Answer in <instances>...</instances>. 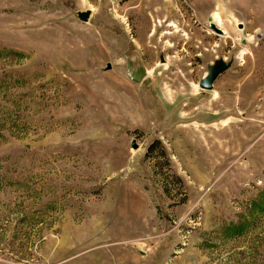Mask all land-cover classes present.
<instances>
[{"label": "rangeland", "instance_id": "374dc122", "mask_svg": "<svg viewBox=\"0 0 264 264\" xmlns=\"http://www.w3.org/2000/svg\"><path fill=\"white\" fill-rule=\"evenodd\" d=\"M0 264H264V0H0Z\"/></svg>", "mask_w": 264, "mask_h": 264}, {"label": "water", "instance_id": "95a60500", "mask_svg": "<svg viewBox=\"0 0 264 264\" xmlns=\"http://www.w3.org/2000/svg\"><path fill=\"white\" fill-rule=\"evenodd\" d=\"M91 15H92L91 10L81 11L78 12V19L82 22L87 23L89 22ZM213 20L214 19L211 18L212 21L211 28L214 29L220 35L225 34V31L218 28L213 23ZM160 61L161 64H165L167 62L165 56L162 53L160 55ZM233 63H234V59H231L230 61H226L224 58H220L214 61L213 64L208 66L207 73L199 82V88L204 91L213 90L215 82L222 74H224L225 72H227L232 68ZM108 68L110 69L111 66H109ZM126 68L131 80L134 81L135 83H141L147 77L148 70L142 65H139L137 68H134V63L131 60L128 61Z\"/></svg>", "mask_w": 264, "mask_h": 264}, {"label": "trees", "instance_id": "16d2710c", "mask_svg": "<svg viewBox=\"0 0 264 264\" xmlns=\"http://www.w3.org/2000/svg\"><path fill=\"white\" fill-rule=\"evenodd\" d=\"M153 147H150V150H152Z\"/></svg>", "mask_w": 264, "mask_h": 264}, {"label": "flooded vegetation", "instance_id": "af4514ba", "mask_svg": "<svg viewBox=\"0 0 264 264\" xmlns=\"http://www.w3.org/2000/svg\"><path fill=\"white\" fill-rule=\"evenodd\" d=\"M234 64V63H233Z\"/></svg>", "mask_w": 264, "mask_h": 264}]
</instances>
